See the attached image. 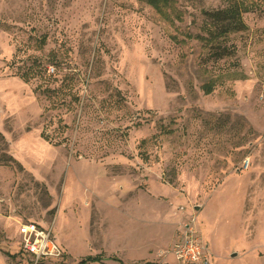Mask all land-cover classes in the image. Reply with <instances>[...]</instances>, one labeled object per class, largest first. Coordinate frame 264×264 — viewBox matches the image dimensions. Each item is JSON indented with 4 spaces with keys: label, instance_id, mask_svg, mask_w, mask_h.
Returning <instances> with one entry per match:
<instances>
[{
    "label": "rangeland",
    "instance_id": "obj_1",
    "mask_svg": "<svg viewBox=\"0 0 264 264\" xmlns=\"http://www.w3.org/2000/svg\"><path fill=\"white\" fill-rule=\"evenodd\" d=\"M240 1L217 58L195 36L228 0H0V264H33L19 221L64 251L39 264H179L192 219L208 264H264V0Z\"/></svg>",
    "mask_w": 264,
    "mask_h": 264
},
{
    "label": "built area",
    "instance_id": "obj_2",
    "mask_svg": "<svg viewBox=\"0 0 264 264\" xmlns=\"http://www.w3.org/2000/svg\"><path fill=\"white\" fill-rule=\"evenodd\" d=\"M50 72H54L51 67ZM19 247L22 254L31 257L33 264L47 260H62L64 251L53 236L51 228L31 221L18 222ZM171 253L179 264H208L206 246L199 237L195 219L184 222L173 244Z\"/></svg>",
    "mask_w": 264,
    "mask_h": 264
},
{
    "label": "trees",
    "instance_id": "obj_3",
    "mask_svg": "<svg viewBox=\"0 0 264 264\" xmlns=\"http://www.w3.org/2000/svg\"><path fill=\"white\" fill-rule=\"evenodd\" d=\"M147 2L158 11H162L170 0H147ZM247 4L240 0H228V6L222 9H218L212 12H207V24L205 26L206 36H195L200 39L208 47L210 54L217 58H222L231 54V50L228 46L222 45L221 40L226 38L229 34L243 31L246 28V24L243 20L242 13L246 9ZM193 36L189 35V38ZM213 90L211 84L204 86L206 94H210ZM7 256L10 257L9 254ZM106 259L102 255H88L83 258L78 264H88L90 262H103ZM110 259L116 260L124 264L117 257H110ZM137 264H160L155 262H139ZM166 264V263H165Z\"/></svg>",
    "mask_w": 264,
    "mask_h": 264
}]
</instances>
